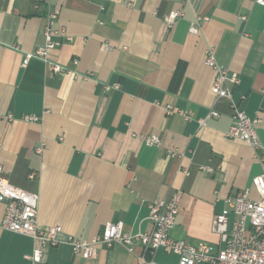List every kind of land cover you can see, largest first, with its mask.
<instances>
[{
	"label": "crops",
	"instance_id": "1",
	"mask_svg": "<svg viewBox=\"0 0 264 264\" xmlns=\"http://www.w3.org/2000/svg\"><path fill=\"white\" fill-rule=\"evenodd\" d=\"M56 13L60 45L48 59L65 71L51 74L27 54L45 44V12L26 0H0V166L10 186L38 196L37 227H59L56 246L41 264H177L139 244L100 246L93 258L73 254L68 239L89 242L107 223L127 234L150 233L148 204L180 195L169 232L174 240L214 250L215 214L248 189L260 173L252 149L225 137L231 110L211 92L219 66L237 74L232 100L258 117L264 146V5L254 0H41ZM181 10L170 28L163 18ZM245 16L246 21L241 17ZM201 18L199 32L190 25ZM205 19V20H204ZM66 37L70 41H66ZM108 45L110 49H105ZM77 61L76 64L73 62ZM117 85L106 91L105 86ZM171 108L174 113L167 114ZM213 108L217 118H206ZM190 112L186 121L181 113ZM34 115L36 123L24 117ZM156 136L158 147L144 138ZM177 151L179 157H170ZM201 168L211 169V173ZM33 175L30 179L29 176ZM4 204L0 203V218ZM38 241L0 230V264L25 259Z\"/></svg>",
	"mask_w": 264,
	"mask_h": 264
},
{
	"label": "built area",
	"instance_id": "2",
	"mask_svg": "<svg viewBox=\"0 0 264 264\" xmlns=\"http://www.w3.org/2000/svg\"><path fill=\"white\" fill-rule=\"evenodd\" d=\"M26 1L31 2L36 9L42 8L45 12V44L43 48L27 54L21 66L25 67L30 60L35 59L43 62L51 74L65 71L63 66L54 64L48 59V52L60 45L54 39L64 32L63 29L53 28V23L57 19L56 13L49 5L41 4V0ZM177 1L181 2L182 0ZM254 2L261 6L264 5V0H254ZM182 16L181 10L172 11L163 18V22L167 28H170ZM241 20L246 21V17H241ZM201 21V18H196L189 27V33L198 34ZM65 39L70 41L68 37ZM104 48L110 49L107 44ZM73 63L76 64L77 61ZM205 65L215 72L211 88L215 101L227 100L231 110V122L225 132V137L249 146L260 167V173L251 180L258 198L250 199L249 190L244 189L225 201L226 207L214 215L211 223V232L219 239L216 250L206 243L200 242L193 246L170 237L169 232L175 224L180 201V195L174 193L170 198L154 200L148 204V220L152 225L150 233L127 234L123 230L122 223H107L101 234L89 242L68 239L67 244L71 247L73 254H80L82 258L89 259L96 256L97 248L100 246L110 248L114 244H121L132 251L134 244H139L144 252L150 255L161 250L166 255L176 256L177 264H264V146L256 131L259 119L258 117H247L232 100L230 86L238 83L237 74L219 66L211 52L206 55ZM117 88V85L104 87L106 91ZM166 112L172 114L174 110L168 108ZM181 115L186 121L191 119L190 112H183ZM218 116L219 113L211 108L205 119L198 120L199 128L205 125L206 120ZM23 119L27 123L39 121V118L34 115L25 116ZM144 143L148 147H158L160 140L156 136H148L144 138ZM168 155L170 157L180 156L177 151H169ZM201 170L207 173L212 172L211 169L206 168H201ZM29 178L32 179L33 175H30ZM0 203L4 204V214L0 218V230L27 236L38 241L40 246L35 248L31 255L24 258L31 261L32 264H41L43 249L46 246H56L59 243L57 235L61 229L59 227H50L45 231L38 229V196L10 186L3 177L1 166ZM139 264L157 263L146 262L142 258Z\"/></svg>",
	"mask_w": 264,
	"mask_h": 264
}]
</instances>
